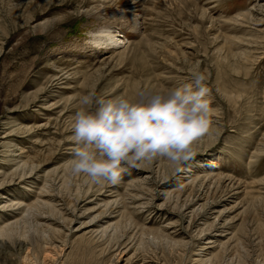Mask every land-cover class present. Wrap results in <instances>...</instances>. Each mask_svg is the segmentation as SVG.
<instances>
[{"label":"rangeland","instance_id":"obj_1","mask_svg":"<svg viewBox=\"0 0 264 264\" xmlns=\"http://www.w3.org/2000/svg\"><path fill=\"white\" fill-rule=\"evenodd\" d=\"M100 30L124 45L95 48ZM196 68L212 124L180 171L71 173L82 94ZM0 232V264H264V0H0Z\"/></svg>","mask_w":264,"mask_h":264},{"label":"clouds","instance_id":"obj_2","mask_svg":"<svg viewBox=\"0 0 264 264\" xmlns=\"http://www.w3.org/2000/svg\"><path fill=\"white\" fill-rule=\"evenodd\" d=\"M206 80L196 68L190 82L140 89L135 97H106L95 88L82 94L71 123V173L93 184H117L128 166L157 159L180 171L212 124Z\"/></svg>","mask_w":264,"mask_h":264},{"label":"bare ground","instance_id":"obj_3","mask_svg":"<svg viewBox=\"0 0 264 264\" xmlns=\"http://www.w3.org/2000/svg\"><path fill=\"white\" fill-rule=\"evenodd\" d=\"M122 13L124 14L123 11H122ZM133 26H134V28H136L138 26V22L135 21ZM91 37H92L91 38L92 44L97 49H99L102 44H111L113 47L118 48L121 45H124V42H125L124 41L125 40V36L124 35H121L118 30H115V31L100 30L97 33H93V35ZM102 48H105V47H102ZM1 208H3V206ZM2 228H3V226H2ZM0 233H2V232H0ZM214 240H215L214 238H208V239H206L205 240V243H206L207 247H211V244L214 243V242H216Z\"/></svg>","mask_w":264,"mask_h":264}]
</instances>
